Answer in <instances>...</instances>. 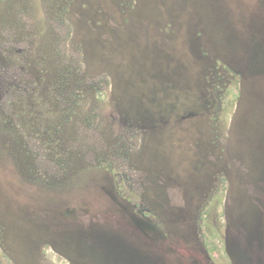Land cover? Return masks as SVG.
Wrapping results in <instances>:
<instances>
[{
    "label": "rangeland",
    "instance_id": "obj_1",
    "mask_svg": "<svg viewBox=\"0 0 264 264\" xmlns=\"http://www.w3.org/2000/svg\"><path fill=\"white\" fill-rule=\"evenodd\" d=\"M0 264H264V0H0Z\"/></svg>",
    "mask_w": 264,
    "mask_h": 264
}]
</instances>
